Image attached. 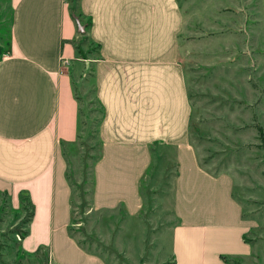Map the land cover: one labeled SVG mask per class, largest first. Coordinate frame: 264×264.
Instances as JSON below:
<instances>
[{
    "label": "crops",
    "instance_id": "0c3cea01",
    "mask_svg": "<svg viewBox=\"0 0 264 264\" xmlns=\"http://www.w3.org/2000/svg\"><path fill=\"white\" fill-rule=\"evenodd\" d=\"M9 41L0 58V191L12 210L32 207L19 247H46L54 264H105L68 236L69 187L61 148L79 132V98L67 68L85 36L97 49L94 97L100 154L93 202H138L146 169L170 150L180 221L172 264H232L248 258L247 225L228 176L198 164L188 141L190 105L177 59L184 16L175 0H6ZM165 156V155H164ZM128 204V203H127ZM218 204L222 205L219 209Z\"/></svg>",
    "mask_w": 264,
    "mask_h": 264
},
{
    "label": "rangeland",
    "instance_id": "374dc122",
    "mask_svg": "<svg viewBox=\"0 0 264 264\" xmlns=\"http://www.w3.org/2000/svg\"><path fill=\"white\" fill-rule=\"evenodd\" d=\"M175 1L184 16L176 54L190 105L188 141L200 166L230 178L248 227L244 239L253 253L232 264H264V0ZM9 28V5L0 0V58ZM81 40L76 60L64 66L80 108L77 139L61 148L68 236L105 264H172L170 236L180 216L172 202L170 150L155 147L161 159L148 165L138 202H93L92 166L101 147L92 81L98 52ZM24 219L0 191V264H54L46 247L31 256L19 247Z\"/></svg>",
    "mask_w": 264,
    "mask_h": 264
},
{
    "label": "trees",
    "instance_id": "16d2710c",
    "mask_svg": "<svg viewBox=\"0 0 264 264\" xmlns=\"http://www.w3.org/2000/svg\"><path fill=\"white\" fill-rule=\"evenodd\" d=\"M76 52H77V46H74ZM80 109L78 110V115H79V112ZM18 198H19V207H18V210L22 211V212H25V219H24V223H25V228L24 230H22V232H20V235H19V238H23L26 234H27V229H26V225L31 217V213H32V207H31V204L28 200V196L25 192H19L18 193ZM42 248L41 246L38 247L34 252H31V253H26V255H33L35 253L38 252V250ZM45 249V248H43Z\"/></svg>",
    "mask_w": 264,
    "mask_h": 264
}]
</instances>
